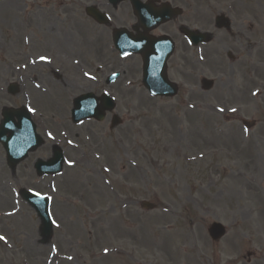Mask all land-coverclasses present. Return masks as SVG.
<instances>
[{
    "label": "rangeland",
    "instance_id": "374dc122",
    "mask_svg": "<svg viewBox=\"0 0 264 264\" xmlns=\"http://www.w3.org/2000/svg\"><path fill=\"white\" fill-rule=\"evenodd\" d=\"M0 1V120L4 109L26 106L44 140L14 170L0 146V264H264V89L259 99L252 92L264 80V46L260 56L245 37L237 0H199L201 31L213 32V19L225 14L217 9L227 6L232 31L216 32L200 49V76L192 56L186 61L172 100L149 98L139 60L121 59L110 32L85 16L96 0ZM66 65L73 71L64 73ZM116 72L120 79L106 87ZM202 78L214 81L211 91L202 92ZM10 84L19 86L16 96ZM102 90L114 97L115 112L72 125V100ZM242 121L255 127L244 130ZM52 145L64 151L62 172L37 177L33 163ZM22 190L50 199L46 245ZM213 223L227 231L217 243L207 234Z\"/></svg>",
    "mask_w": 264,
    "mask_h": 264
},
{
    "label": "water",
    "instance_id": "95a60500",
    "mask_svg": "<svg viewBox=\"0 0 264 264\" xmlns=\"http://www.w3.org/2000/svg\"><path fill=\"white\" fill-rule=\"evenodd\" d=\"M145 18H148V15H145ZM148 21L147 19H145ZM123 35H118V37H121ZM125 37V36H124ZM192 41H194V44L199 43V38L194 37L191 38ZM202 41V40H201ZM123 39H121L120 43L118 44L116 40V46L119 47L120 50H127L125 43ZM147 75L144 76V83L147 88H152L157 91V95L161 96H169L173 97L176 94V88L173 87V89H168L164 84H166V80L162 79V82L158 81L157 79L153 81H148ZM148 81V82H147ZM164 83V84H163ZM167 85V84H166ZM210 83L204 82V89L208 90L210 88ZM11 93H15L13 90V87L10 88ZM103 106L102 109L97 108L96 112L98 114H101L96 116V119L101 120L103 117L104 111H111L113 109L112 102L109 99H102ZM94 102L91 95H86L78 98L75 100V108L73 111L74 116V122H78L81 119L87 118V117H94V109L93 106H89ZM103 110V111H102ZM5 120L0 126V142L3 144L5 150L8 153L9 162L11 165H16L20 160L24 158V149L27 150L29 147H31L33 144L34 146L39 145V138H37L34 134V126L31 124L29 116L26 113H23V111L14 112V111H8L3 114ZM17 117L18 124H13L11 121L12 117ZM117 122L115 121V124ZM9 133V137L6 138V134ZM24 146V147H23ZM32 146V147H34ZM61 157L57 156L55 160L50 162L47 165L41 164L39 165V170L44 171L48 174L50 173H56L60 171L61 168ZM44 169V170H43ZM23 198L35 208L36 213L38 214L39 218L42 221V234L45 237V240L43 243H46L51 235V228H50V222L48 219V212H47V201L46 199L34 197L31 195H28L27 193H23ZM209 233L213 239H219L223 236V231L219 225H213Z\"/></svg>",
    "mask_w": 264,
    "mask_h": 264
},
{
    "label": "flooded vegetation",
    "instance_id": "af4514ba",
    "mask_svg": "<svg viewBox=\"0 0 264 264\" xmlns=\"http://www.w3.org/2000/svg\"><path fill=\"white\" fill-rule=\"evenodd\" d=\"M130 0H120L117 5L110 2V0H96V8L98 12L103 15V19L106 21V24L102 27L107 31H113L115 27H124L128 28L132 33V37H136L144 33L143 28L137 23L136 16L134 11L129 4ZM150 5L152 9H158L162 4H169L172 8L178 9L180 14L178 17H174L168 23L161 25L151 31L149 34L154 37L167 36L173 43V53L170 59L166 63V73L170 81L176 83V81L184 82L185 78V63L190 61L192 56V63L194 69L197 71L200 76V52L199 49L194 48L193 52L190 54V46L186 43V38L184 36L185 31H200L199 19L196 15L197 4L199 0H142ZM123 5L129 6L128 12L130 13V19L128 22L126 20L120 19V14L122 12L121 8ZM230 15V13H226ZM226 17V16H225ZM227 18V17H226ZM123 23V24H121ZM121 24V25H120ZM228 24L226 29L217 28ZM214 26L212 33L223 32L228 33L232 31V23L228 19V22L218 23L216 26V21L210 24ZM237 29V28H235ZM137 58V56H135ZM139 58V57H138ZM205 61V60H204ZM177 84V83H176ZM53 148H49L47 153L52 154ZM249 263V261H248Z\"/></svg>",
    "mask_w": 264,
    "mask_h": 264
},
{
    "label": "bare ground",
    "instance_id": "6f19581e",
    "mask_svg": "<svg viewBox=\"0 0 264 264\" xmlns=\"http://www.w3.org/2000/svg\"><path fill=\"white\" fill-rule=\"evenodd\" d=\"M5 2V1H4ZM14 2H9L6 7L9 8L13 5ZM250 4H247L245 7L238 6L237 11L239 13L245 12L244 21L247 23V33L246 38L252 40L251 45L255 49L258 55H262L264 46V9L257 2V0H249ZM263 15V16H262ZM263 62V61H262ZM261 64L259 62H251L250 68L260 70ZM64 73H70L73 71L72 65H66L63 67ZM260 78V77H259ZM263 80V79H262ZM262 86H264V80L262 81ZM1 89V85H0ZM258 98H260L261 93L257 91L255 93ZM255 162V161H254ZM256 169V162L254 163ZM237 183L236 188H240L246 181V177L243 175L236 179ZM64 259V257L62 258Z\"/></svg>",
    "mask_w": 264,
    "mask_h": 264
}]
</instances>
